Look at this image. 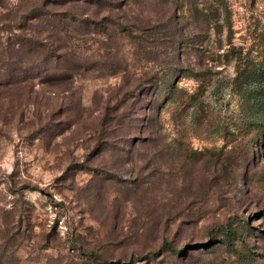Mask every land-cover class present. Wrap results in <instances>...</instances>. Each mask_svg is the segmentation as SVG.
<instances>
[{"label": "rangeland", "instance_id": "1", "mask_svg": "<svg viewBox=\"0 0 264 264\" xmlns=\"http://www.w3.org/2000/svg\"><path fill=\"white\" fill-rule=\"evenodd\" d=\"M0 264H264V0H0Z\"/></svg>", "mask_w": 264, "mask_h": 264}, {"label": "trees", "instance_id": "2", "mask_svg": "<svg viewBox=\"0 0 264 264\" xmlns=\"http://www.w3.org/2000/svg\"><path fill=\"white\" fill-rule=\"evenodd\" d=\"M8 38H10V37H8ZM24 38H26V40L27 41H30L31 42V44H35L36 45V47L38 46V48H42V50H38V48H36L37 50H36V52L37 53H39L38 55V59L40 58V57H42V55H43V53H44V51L46 52L47 51V49L48 48H46V45L45 44H42L41 42H38V40H36L35 38L36 37H24ZM162 245L163 246H168V243H167V241L166 240H164L163 242H162Z\"/></svg>", "mask_w": 264, "mask_h": 264}]
</instances>
